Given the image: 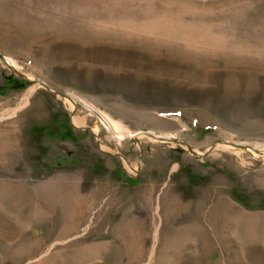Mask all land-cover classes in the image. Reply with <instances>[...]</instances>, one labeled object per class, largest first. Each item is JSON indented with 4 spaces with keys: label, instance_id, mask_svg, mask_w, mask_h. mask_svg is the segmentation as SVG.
Masks as SVG:
<instances>
[{
    "label": "rangeland",
    "instance_id": "rangeland-1",
    "mask_svg": "<svg viewBox=\"0 0 264 264\" xmlns=\"http://www.w3.org/2000/svg\"><path fill=\"white\" fill-rule=\"evenodd\" d=\"M0 264H264V0H0Z\"/></svg>",
    "mask_w": 264,
    "mask_h": 264
},
{
    "label": "bare ground",
    "instance_id": "bare-ground-1",
    "mask_svg": "<svg viewBox=\"0 0 264 264\" xmlns=\"http://www.w3.org/2000/svg\"><path fill=\"white\" fill-rule=\"evenodd\" d=\"M76 100L78 102H80L83 106H85L92 114L94 115H97V118L101 121V123L112 133V135L115 137V138H121L123 136H135L134 133H128V130L126 132V130L123 129V127L121 126L120 123L118 122H115L113 119H111L110 117L106 116L105 114L101 113L99 110H97L94 106H92L90 103H88L87 101H85L84 99L80 98V97H75ZM72 106V105H71ZM72 110H74V108L72 107L71 108ZM78 119V118H77ZM80 121V120H79ZM75 123H77L78 121L75 119L74 120ZM78 124V123H77ZM76 125V124H75ZM83 125V124H81ZM97 126V125H96ZM98 130L99 128L98 127H95L94 128V131L95 133H98ZM140 135V134H139ZM156 135V134H155ZM156 136H159V137H156V140L157 139H161V138H166V139H171L169 136H165V135H156ZM154 141V140H153ZM104 150V149H103ZM135 170V169H134ZM133 170V171H134ZM77 174V173H76ZM77 180V181H76ZM76 180H73V185L74 187L72 188V193H73V196L75 198V209L78 210V213L79 214V217L80 219H77L79 220V223L82 224L84 223L85 221V217H86V214L88 215V211L90 210L91 208V205L92 203H88L87 202V199L85 198L84 194H83V191L81 190V187H80V181L78 179ZM54 185H56L55 183L52 184L51 188L54 187ZM58 189V188H57ZM59 193V192H58ZM71 194V193H70ZM51 195V194H50ZM72 196V197H73ZM73 201V200H72ZM76 218V216H75ZM72 220V219H71ZM75 224V223H74ZM76 226V225H75ZM76 228V227H74Z\"/></svg>",
    "mask_w": 264,
    "mask_h": 264
}]
</instances>
